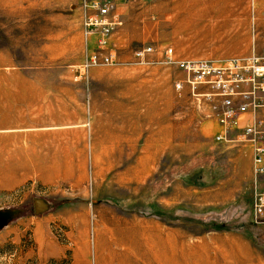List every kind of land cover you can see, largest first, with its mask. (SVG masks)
Returning a JSON list of instances; mask_svg holds the SVG:
<instances>
[{
  "label": "rangeland",
  "instance_id": "1",
  "mask_svg": "<svg viewBox=\"0 0 264 264\" xmlns=\"http://www.w3.org/2000/svg\"><path fill=\"white\" fill-rule=\"evenodd\" d=\"M90 1L0 0V211L8 214L0 264L264 258L252 239L211 229L225 207L211 209L220 206L212 205L217 187L193 178L175 193L171 186L183 171L199 170L209 152L224 150L197 131L216 102L204 94L215 90L200 85L193 95L175 62L135 56L148 46L171 48L174 60L220 67L261 54L264 0H95L122 21L105 37L85 29ZM94 53L113 60L80 74ZM142 158L156 163L145 179ZM221 162L226 173L251 177L236 180L239 191L245 187L238 199L246 195L257 223L252 205L264 192V168H252L245 153ZM36 199L51 207L34 213Z\"/></svg>",
  "mask_w": 264,
  "mask_h": 264
},
{
  "label": "built area",
  "instance_id": "2",
  "mask_svg": "<svg viewBox=\"0 0 264 264\" xmlns=\"http://www.w3.org/2000/svg\"><path fill=\"white\" fill-rule=\"evenodd\" d=\"M88 10L92 11L84 20L86 31H100L105 37L110 31L121 26L122 21L116 15H110L109 11L99 2L91 0ZM155 53L157 57L163 54L167 62H175L186 74V82L191 87L193 95L200 85L209 86L212 94H204L210 98L213 95L224 97L222 105L217 110L216 116L220 126L219 133L215 136L217 141H231L234 138L228 130L236 125V116L247 113L255 108L264 110V52L253 54L246 58L233 59L224 66H213L205 62L186 60H174L172 49L165 48L162 52L152 46L144 47L135 52V56L143 57L144 54ZM113 54L107 55L94 53L87 64L80 69V74L92 64L110 63ZM101 61V62H99ZM248 84L249 90H241L242 84ZM238 97L236 103L234 98ZM261 123L248 125L237 137L238 141L254 144V160L260 162L264 156V145L255 144L256 136L264 137V129H260ZM255 221L260 223L264 220V192L255 195L252 205Z\"/></svg>",
  "mask_w": 264,
  "mask_h": 264
},
{
  "label": "crops",
  "instance_id": "3",
  "mask_svg": "<svg viewBox=\"0 0 264 264\" xmlns=\"http://www.w3.org/2000/svg\"><path fill=\"white\" fill-rule=\"evenodd\" d=\"M242 90H248L249 85L248 84H242L240 86ZM216 95H213L210 99L216 101L215 104L210 106V113H208L207 116V122L205 124H201L198 126L197 131L201 134L209 135V136H216V134L219 133L220 131V126L217 123V110L220 108L222 104V98H215ZM217 99V100H215ZM235 102L237 103L239 101L238 97L234 98ZM236 125L231 127L228 130V133L233 137L234 139L231 141H219L221 142L222 147L224 148L221 153H217V151H211L209 152L204 159V164L201 166V168L198 170H193L192 173L191 171H183V173L178 174L177 179H175L176 182H173L171 185L173 187L174 193L178 191L179 189L183 190L184 187L190 186L188 183L190 179H194L196 181H203L204 183H199L197 185L202 186V185H208V186H215L217 187V192H215V197L213 198V206L215 205H220L219 207H211V209H219L222 206L230 205L234 202L237 201L239 195L241 192L244 190L243 186L241 187L242 189L239 191L238 189V183L236 180L238 178H245L251 180L250 176L248 175H239L237 174L236 171H231L228 170L226 173L225 170L221 166V159L223 161H228L229 163L235 162L236 159L241 155V153H245L251 157V159H254V144H250L248 142H244V144L241 141H238L237 137L240 133L243 132L244 128L248 125H256L258 123H261L260 129H264V110L261 108H255L247 113L244 114H238L236 116ZM206 137V136H205ZM241 144V145H240ZM255 144L257 145H264V137L263 136H256L255 139ZM239 145V146H238ZM217 150V149H215ZM140 161V179H145L147 176H151L153 172H155L156 168L155 162H152L151 159L145 161L144 158L141 159ZM151 161V162H150ZM253 164V163H252ZM264 168V156L260 162H256L254 165H252V168ZM224 170V171H223ZM224 172V173H223ZM222 179H228L229 185H227L225 188H222L221 185V180ZM219 181V182H218ZM249 185V183L247 184ZM246 185V186H247ZM206 187V186H204ZM264 221V220H263ZM232 246H229V249H232ZM180 256H183V254ZM185 259H189V254L186 253ZM249 258V257H247ZM254 261L252 262L253 264H264V261L260 256H252ZM125 259V262H131L130 259L123 257V258H118L117 263L118 264H123L120 263L119 261ZM209 264H214L216 259L210 258L209 256H205L202 258ZM184 260V258L182 259ZM107 261V264H114L113 263V258H109ZM124 262V263H125ZM132 263V262H131ZM186 264L188 262L186 261ZM230 264H233L230 262Z\"/></svg>",
  "mask_w": 264,
  "mask_h": 264
},
{
  "label": "trees",
  "instance_id": "4",
  "mask_svg": "<svg viewBox=\"0 0 264 264\" xmlns=\"http://www.w3.org/2000/svg\"><path fill=\"white\" fill-rule=\"evenodd\" d=\"M248 201L249 199L243 193L236 202L223 207L216 217L217 223H213L211 229L238 232L264 248V221L260 223L253 222ZM67 204H69L67 200H64L61 203H57L56 207L59 208ZM47 205L49 208L51 207L50 204ZM232 216L235 217V220L232 219Z\"/></svg>",
  "mask_w": 264,
  "mask_h": 264
},
{
  "label": "water",
  "instance_id": "5",
  "mask_svg": "<svg viewBox=\"0 0 264 264\" xmlns=\"http://www.w3.org/2000/svg\"><path fill=\"white\" fill-rule=\"evenodd\" d=\"M33 206H34V211H35L36 214L39 213V211L43 207H44V209H42L43 211H46L48 209L47 203H45V202L42 203L41 199L34 200ZM7 216H8L7 213H4V212L0 211V229L4 226Z\"/></svg>",
  "mask_w": 264,
  "mask_h": 264
},
{
  "label": "bare ground",
  "instance_id": "6",
  "mask_svg": "<svg viewBox=\"0 0 264 264\" xmlns=\"http://www.w3.org/2000/svg\"><path fill=\"white\" fill-rule=\"evenodd\" d=\"M111 233H112V231H110ZM141 233V232H140ZM125 234V233H124ZM130 234V233H129ZM132 234V233H131ZM140 235V234H139ZM116 236V235H115ZM146 236V235H145ZM122 237V236H121ZM148 237V236H147ZM133 238V237H132ZM121 239H123V238H121ZM150 240V239H149ZM126 241V240H125ZM134 241V240H133ZM137 242H138V240H137ZM141 242V241H140ZM153 242V241H152ZM141 243H143V242H141ZM145 243V242H144ZM136 245V244H135ZM122 246V245H121ZM155 246V245H154ZM127 248V247H126ZM141 249V248H140ZM132 250V249H131ZM135 250V249H134ZM162 250V249H161ZM176 250V249H175ZM140 251H143V250H140ZM139 251V252H140ZM138 252V251H137ZM163 252V251H162ZM171 252H172V250H171ZM176 252V251H175ZM143 253V252H142ZM146 253V252H145ZM148 253V252H147ZM135 254V253H134ZM140 254H141V252H140ZM152 254H155L154 252L152 253ZM142 255V254H141ZM148 256V255H147ZM143 257V256H142ZM153 257H155V256H153ZM110 258V257H109ZM109 258H105V257H102V256H100L99 257V259H98V263L97 264H107V261L106 260H108ZM127 259H128V256L126 257ZM137 258V257H136ZM141 258V257H140ZM149 258V257H148ZM157 258V257H156ZM155 258V259H156ZM145 259V258H144ZM154 259V260H155ZM158 259H160V258H158ZM125 259H122V260H120L119 262L120 263H124L125 261H124ZM157 260V259H156ZM162 260H164V259H162ZM158 262V261H157ZM160 262V261H159ZM162 264V263H161Z\"/></svg>",
  "mask_w": 264,
  "mask_h": 264
}]
</instances>
